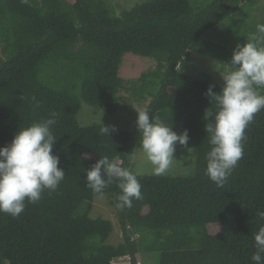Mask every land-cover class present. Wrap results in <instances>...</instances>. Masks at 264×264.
I'll list each match as a JSON object with an SVG mask.
<instances>
[{"label":"trees","instance_id":"trees-1","mask_svg":"<svg viewBox=\"0 0 264 264\" xmlns=\"http://www.w3.org/2000/svg\"><path fill=\"white\" fill-rule=\"evenodd\" d=\"M256 1L151 0L117 14L111 0H0V147L55 112L53 154L66 173L57 191L26 204L20 217L0 213V264H112L126 256L137 264V254L146 264H254V234L264 226L257 216L264 211V109L245 130L238 166L218 187L205 174L211 146L203 117L218 110L209 86L219 94L224 84L191 75L189 67L193 53L221 61L218 70L231 66L237 44L264 24V16L249 22L244 11ZM126 54L157 61L127 90L148 102L150 117L188 130L197 164L191 177L137 175L143 199L123 210L116 207L117 182L110 184L104 195L123 239L114 245L113 222L90 216L97 196L86 187L85 170L107 156L131 171L129 156L142 149L139 131L135 123L108 136L103 125L82 126L78 115L83 104L117 113ZM214 224L216 236L207 231Z\"/></svg>","mask_w":264,"mask_h":264},{"label":"clouds","instance_id":"clouds-1","mask_svg":"<svg viewBox=\"0 0 264 264\" xmlns=\"http://www.w3.org/2000/svg\"><path fill=\"white\" fill-rule=\"evenodd\" d=\"M246 38L247 43L237 44L233 51L230 62L233 71L221 72L217 70L220 63L215 64L224 80L222 91L217 94L213 91L215 86L210 85L206 92L218 110L213 113L210 108L206 109L203 117L211 146L205 157V174L218 187L224 185L238 166L244 154L245 130L264 109V95L258 91L264 88V24H257L256 31ZM31 100L34 107L40 106L35 96ZM133 108L138 113L136 127L152 174L165 175L177 160L174 155L177 144L187 148L188 130L178 133L158 116L150 117L149 110ZM50 116L19 128L12 142L0 147V213L18 218L26 204H37L46 190L55 192L64 181L66 173L59 166L60 158L53 154L57 139L51 128L57 123V113L52 112ZM110 130L116 131L115 126L110 129L103 125L101 133L109 136ZM134 158L129 156L130 160ZM85 171L86 187L97 197L102 198L105 189L117 182L118 209L131 208L134 199H143L137 174L122 167L116 158L104 156ZM257 216L264 220V211H258ZM253 246L256 251L251 260L254 264H264V226L254 234Z\"/></svg>","mask_w":264,"mask_h":264},{"label":"rangeland","instance_id":"rangeland-1","mask_svg":"<svg viewBox=\"0 0 264 264\" xmlns=\"http://www.w3.org/2000/svg\"><path fill=\"white\" fill-rule=\"evenodd\" d=\"M151 0H111V2L116 5L117 14L123 11H130L136 5L143 2ZM196 0H192V3ZM258 8L264 9V0H257L254 4L246 5L244 7L245 12H250L251 17L248 20L252 22L253 20H259L263 18V14L260 11H257ZM224 28H227V24L224 25ZM208 40V39H207ZM238 42V39L235 38ZM3 58L0 45V59ZM216 62H219L221 68H223V63L218 60L211 59L205 55H200L198 53H193L190 60V73L191 75H199L202 73L212 76V81L217 85L224 84L221 72H230L231 66L225 67V69H220L215 74L213 69L215 68ZM157 67V61L155 59L144 58L134 54H126L123 60V63L120 68V77L125 81L126 86L120 93L119 108L115 115H108L107 112L103 109H94L87 104H83L78 115V120L82 126H93V125H105V126H115V128L130 130L136 123L138 113L135 111L133 106H139L141 108H146L148 102L140 101L131 96V91L127 90L129 88L128 82L132 79L141 77L144 73L155 70ZM206 72V73H205ZM189 74V71L186 72ZM133 105V106H132ZM176 149L175 160L173 165L170 167L168 172L162 176H186L191 177L196 172V150L190 149ZM132 161L131 171L137 175H152L151 165L147 161L145 153L142 149H138L134 155ZM195 160V162H193ZM90 216L94 219L104 218L111 220L115 225L114 233L111 237L110 243L118 245L122 242V230L120 228L119 218L115 209L110 205V199L108 196L104 195L102 198L96 197L93 203L92 211ZM209 234L216 236L220 232V226L218 224L209 225L207 227ZM137 237L136 239H138ZM139 240V239H138ZM137 240V242H138ZM137 264H146L142 255H136ZM112 264H130V258L128 256L114 259Z\"/></svg>","mask_w":264,"mask_h":264}]
</instances>
